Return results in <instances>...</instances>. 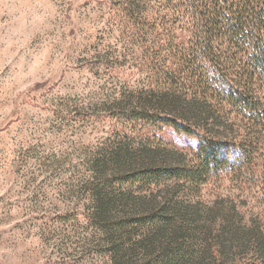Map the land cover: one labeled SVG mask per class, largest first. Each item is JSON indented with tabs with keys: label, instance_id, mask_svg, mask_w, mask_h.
Returning a JSON list of instances; mask_svg holds the SVG:
<instances>
[{
	"label": "rangeland",
	"instance_id": "374dc122",
	"mask_svg": "<svg viewBox=\"0 0 264 264\" xmlns=\"http://www.w3.org/2000/svg\"><path fill=\"white\" fill-rule=\"evenodd\" d=\"M163 1L0 0V264H264V155L245 181L173 174L200 140L134 37L151 15L157 53L189 38Z\"/></svg>",
	"mask_w": 264,
	"mask_h": 264
},
{
	"label": "trees",
	"instance_id": "16d2710c",
	"mask_svg": "<svg viewBox=\"0 0 264 264\" xmlns=\"http://www.w3.org/2000/svg\"><path fill=\"white\" fill-rule=\"evenodd\" d=\"M170 9L187 24L189 38L179 37L162 57L151 15L134 37L149 55H159L153 71L170 91L157 94L154 108L170 112L168 124L200 140L190 169L173 174L197 189L214 175L245 181L260 171L264 155V0H164L161 13ZM158 20L164 24L165 17ZM167 95L186 97L189 105L176 109Z\"/></svg>",
	"mask_w": 264,
	"mask_h": 264
}]
</instances>
